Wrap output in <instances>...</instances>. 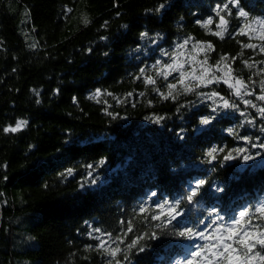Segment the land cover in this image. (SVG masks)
<instances>
[{"label":"trees","instance_id":"16d2710c","mask_svg":"<svg viewBox=\"0 0 264 264\" xmlns=\"http://www.w3.org/2000/svg\"><path fill=\"white\" fill-rule=\"evenodd\" d=\"M224 4L231 8V0H0V264H109L94 229L115 238L132 221L129 243L157 223L138 214L142 204L180 200V226H195L214 218L213 209L228 222L264 201V149L239 138L264 142V101L256 99L264 53L243 47L261 42L235 34L245 22L235 8L224 38L213 35ZM241 7L264 18V0H241ZM209 18L213 24L202 27ZM187 37L213 45L210 63L235 57L228 61L234 75L253 93L244 99L257 107L213 84L197 91H218L239 106L213 113L196 93L163 99L154 89L167 92L172 77L155 86L136 79ZM20 120L27 121L22 130L3 131ZM212 147L225 152L210 164ZM237 147L261 155L223 161ZM197 179L208 183L189 203L184 197ZM142 243L146 250H133L130 264H175L191 250L171 235Z\"/></svg>","mask_w":264,"mask_h":264},{"label":"snow or ice","instance_id":"6c2138e0","mask_svg":"<svg viewBox=\"0 0 264 264\" xmlns=\"http://www.w3.org/2000/svg\"><path fill=\"white\" fill-rule=\"evenodd\" d=\"M165 6L163 3L160 4L156 11L163 9ZM217 8L216 16L219 18V22L216 27L218 31L214 32L213 35L221 39L224 38L223 34L227 32L229 24V20L226 17L234 15L231 8H235L237 9L235 15L245 21L235 34L249 36L250 39L254 37L261 42L259 45L247 43L243 47L258 49L261 53H264V18L251 19L249 13L241 7V0H231V8L229 4L218 5ZM67 11L71 12L72 9L68 8ZM221 12H224L225 15H221ZM211 24H213L212 18L201 22V26L205 28H208ZM147 36L148 33H141L142 39ZM190 44L191 49H189ZM214 50L211 43L194 41L193 37H187L176 44L171 52L162 50L161 55L162 57H167V61L164 59L156 60L151 66V74H146L148 69L140 68L136 79H143L145 84L155 86L158 78L168 81L169 77H172L174 82L166 84L167 92H161L159 88L154 89L163 99H175L176 94L196 93L200 98L212 102L211 111L213 113H216L219 109H238L239 107L238 104L225 98L218 91H197L200 88H209L213 84L222 83L226 85L231 90L230 95L239 98L244 105L257 107L251 100L244 99L245 96L253 94L249 90V83L234 75V70L228 62L230 59L234 61L236 58L221 56L215 64H210L208 53ZM201 54H203V59L198 58ZM244 64L249 68L255 66L254 64H249L248 61H244ZM186 65L190 67L186 68ZM260 72L264 73V68H261ZM251 82L255 83V81ZM260 84L261 94L256 99L264 101V80ZM95 95H101L100 91L97 90ZM258 111L261 116H264V107L258 108ZM108 115H112V113H108ZM240 115L243 116L244 113L241 112ZM161 119L163 117H156L153 122L159 123ZM213 119H215V116H204L200 118V123L209 125ZM247 122L253 123L254 121L248 120ZM26 126L27 121L20 120L17 121L15 126L5 127L3 131L14 133ZM229 131L234 132V130ZM239 138L253 148L264 149V142L254 143L247 136ZM224 152L225 149L223 147H212L205 153L207 162L211 164L217 160L220 153ZM260 155L261 153L259 152L251 154L248 148L237 147L228 150L222 159L223 161H230L239 158L247 162L256 159ZM104 163L105 160L103 159L99 162L101 166ZM88 167L91 168L92 165ZM67 173L72 175V169H68ZM88 176L91 178L92 173L89 172ZM91 183L95 184L96 179H91ZM206 183L208 181L205 179L195 180L184 199L189 203L193 202L199 196L200 190ZM217 190L223 191L222 188ZM157 195L155 191L150 193L151 197H156ZM180 203V200L170 202L165 199L155 202L154 208L142 204L138 214L146 220L156 221L157 223L149 231L136 235L127 244H125V238L134 231L132 221H128L123 234L115 238L112 237L111 233H104L101 229L95 228L94 231L100 233V236L94 237L99 240L97 249L111 257L109 264H130V254L133 250L141 253L146 250L145 244L142 243L143 241L159 240L163 236L171 235L191 242V250L183 258L176 260L175 264H264V201L254 206L244 207L236 216L230 218L228 222H225V218L216 209H213L214 218H211L207 224L204 223V220H200L195 226H180L178 218H182L184 215L180 210ZM200 224L204 226L199 227ZM101 237L107 238L102 239ZM122 244L125 245L123 248H121ZM118 255L122 256V259H117Z\"/></svg>","mask_w":264,"mask_h":264},{"label":"rangeland","instance_id":"374dc122","mask_svg":"<svg viewBox=\"0 0 264 264\" xmlns=\"http://www.w3.org/2000/svg\"><path fill=\"white\" fill-rule=\"evenodd\" d=\"M175 48V47H174ZM189 49H191V44L189 45ZM199 59H203V54H201L199 57ZM210 63V62H209ZM210 64H213V63H210ZM186 68H189L190 66L189 65H186L185 66ZM219 75V73H217ZM22 236H23V233H22Z\"/></svg>","mask_w":264,"mask_h":264}]
</instances>
